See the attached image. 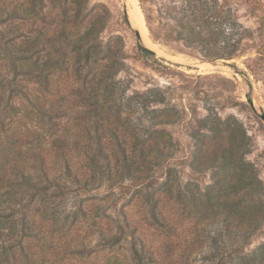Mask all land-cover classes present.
I'll return each instance as SVG.
<instances>
[{"label": "trees", "instance_id": "obj_1", "mask_svg": "<svg viewBox=\"0 0 264 264\" xmlns=\"http://www.w3.org/2000/svg\"><path fill=\"white\" fill-rule=\"evenodd\" d=\"M52 2L48 20L52 33L25 37L15 51H8L13 90L8 92L9 85L0 84V130L5 131L0 133V264L39 261L23 234H33V228L27 229L35 223L33 212H40L44 220L56 216L61 200L53 195L68 191L66 183L56 182L62 174L80 182L77 170L84 169L88 185L99 172L100 159L106 157L114 158L117 167L121 165L120 172L119 168L113 173L107 170L108 180L116 176L149 178L163 160L173 157L176 145L165 128L178 118L166 94L151 88L126 98L119 88L116 76L125 57L118 45L113 48L101 39L105 15L90 16L93 10H88L87 0ZM37 3L43 0L33 1V16L45 17ZM240 5H246L251 13H264V0H172L171 4H162L159 15L165 30L161 39L181 42L192 54L206 59L238 57L252 48L245 41L254 36V31L239 20ZM144 11L150 22L147 9ZM124 18L128 22L126 15ZM164 18L168 22H163ZM262 32L264 17L261 37ZM138 50L155 55L141 42ZM61 77H72L78 87L69 93L62 91L54 99L51 84ZM69 95L74 96L72 104L82 110L76 116H67L62 124L65 128L59 129L55 116L66 115L67 107L60 111L62 103H56L64 102ZM194 121L198 129L191 133L196 141L191 166L197 172L214 173L203 201L194 197L190 203L205 219L220 217L225 223L216 236H210L208 258L213 264H264V243L251 252L244 251L264 223V183L248 159L252 151L250 137L237 123L236 127H221L211 116L194 117ZM81 122L84 128L75 129ZM102 123L111 126L109 132L99 131ZM107 133L115 147L109 152L105 148ZM77 159L80 167H75ZM163 184L172 193L168 179ZM220 238L227 240L222 241V247Z\"/></svg>", "mask_w": 264, "mask_h": 264}, {"label": "rangeland", "instance_id": "obj_2", "mask_svg": "<svg viewBox=\"0 0 264 264\" xmlns=\"http://www.w3.org/2000/svg\"><path fill=\"white\" fill-rule=\"evenodd\" d=\"M33 1L0 0V84L9 85L8 92L13 90L14 80L9 79L13 72L7 52L15 51L25 37L52 33L48 20L53 0L36 4L45 17L33 16ZM171 3L172 0H143V3L139 0L145 30L152 41L149 45L144 38L139 40L132 30V27L142 29L132 23L129 12L126 15L128 22L124 18L123 0H87L88 10H93L90 16L105 15L101 39L110 42L113 48L118 45L121 56L125 57L116 80L126 98L135 92L159 88L166 94L169 106H175L177 122L165 128L176 145L172 150L173 157L163 160L161 166H154L157 172L149 178L147 175L134 178L116 176V179L108 180L107 170L113 173L119 168L120 172L121 165L117 167L114 158L106 157V160L100 159L99 172L88 185L84 169L77 170L81 173L80 182L62 174L56 182L66 183L68 191L53 195L57 201L61 200L56 216L44 220L40 212H33L35 223L27 228H33V234H23L39 261L45 260L43 264H106L109 261L116 264H213L208 258L212 248L210 236H216L225 223L220 217L205 219L190 203L194 197L203 201V193L211 184L214 173L211 170L197 172L191 166L196 147L191 133L198 129L194 117L217 118L220 126L225 128L236 127V123L241 125L250 137L252 151L248 159L264 183V121L246 99L250 92L264 108V54L258 52H264L261 47L264 33L262 37L260 35L264 13H251L246 5L239 7V20L254 31L253 38L245 41L252 48L230 59L247 73L243 75L223 65L222 59H206L192 54L181 42L163 41L165 28L160 23L159 7ZM144 8L151 17L150 22ZM163 22L168 19L164 18ZM139 42L153 49L155 55L140 53ZM77 85L72 77L54 78L51 84L53 98L57 99L62 91L69 93ZM73 98L69 95L64 102L56 103H62L60 111L64 107L68 110L66 115L55 116L59 129L67 121V116H76L82 110L72 104ZM131 116L134 120V113ZM84 126L81 122L74 128ZM90 127L93 131V125ZM110 128L104 123L99 131L109 132ZM3 130L9 132L7 128ZM106 138L108 145L105 148L109 152L115 148L114 142L108 133ZM76 162L75 167H80V160ZM166 179L172 185V193L165 189L163 182ZM262 225L261 231L252 236L245 247L246 253L264 243V223ZM222 241L227 240L220 238L221 247L224 245ZM39 261L35 264H40Z\"/></svg>", "mask_w": 264, "mask_h": 264}, {"label": "water", "instance_id": "obj_3", "mask_svg": "<svg viewBox=\"0 0 264 264\" xmlns=\"http://www.w3.org/2000/svg\"><path fill=\"white\" fill-rule=\"evenodd\" d=\"M123 11H124L125 15L128 16L127 0H123ZM132 30L135 32V34L139 40L143 39V35H142L141 31L139 30V28L132 27ZM146 47H148V46H146ZM148 48H150V47H148ZM151 50L154 51L153 49H151ZM221 62L223 65H225V66H227V67H229V68H231V69H233V70H235V71H237L243 75H247V73L245 71L240 69L239 66L236 63L232 62L230 59H222ZM248 84H249V87L252 88V83L250 80H248ZM246 99H247L248 103L250 104L251 108L253 109V111L264 121V108L262 106H256L255 105V100L252 97L250 92H248L246 94Z\"/></svg>", "mask_w": 264, "mask_h": 264}, {"label": "bare ground", "instance_id": "obj_4", "mask_svg": "<svg viewBox=\"0 0 264 264\" xmlns=\"http://www.w3.org/2000/svg\"><path fill=\"white\" fill-rule=\"evenodd\" d=\"M127 2H128L127 4H129V11L128 12H129V16H130V19H131L132 23H134L135 25H137L138 27H140L142 29L141 30V33L143 35L144 40L149 45H151L150 43H152V41H151L150 37L147 35L146 30H145V26H144V24H145V18H144V15H143L142 10L140 8L139 0H127ZM156 50L159 53L164 54L163 52L159 51L158 49H156ZM165 53H167V52H165ZM255 105L256 106H259L256 101H255Z\"/></svg>", "mask_w": 264, "mask_h": 264}]
</instances>
